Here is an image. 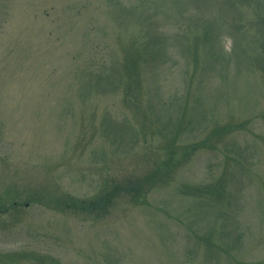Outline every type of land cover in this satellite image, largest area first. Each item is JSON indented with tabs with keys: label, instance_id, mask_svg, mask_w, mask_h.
<instances>
[{
	"label": "rangeland",
	"instance_id": "1",
	"mask_svg": "<svg viewBox=\"0 0 264 264\" xmlns=\"http://www.w3.org/2000/svg\"><path fill=\"white\" fill-rule=\"evenodd\" d=\"M0 264H264V0H0Z\"/></svg>",
	"mask_w": 264,
	"mask_h": 264
}]
</instances>
